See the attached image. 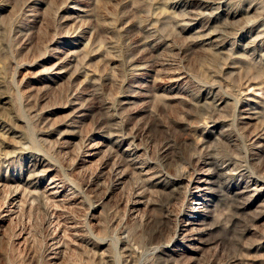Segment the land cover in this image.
Listing matches in <instances>:
<instances>
[{"label":"rangeland","instance_id":"rangeland-1","mask_svg":"<svg viewBox=\"0 0 264 264\" xmlns=\"http://www.w3.org/2000/svg\"><path fill=\"white\" fill-rule=\"evenodd\" d=\"M263 191L264 0H0V264H264Z\"/></svg>","mask_w":264,"mask_h":264},{"label":"bare ground","instance_id":"bare-ground-1","mask_svg":"<svg viewBox=\"0 0 264 264\" xmlns=\"http://www.w3.org/2000/svg\"><path fill=\"white\" fill-rule=\"evenodd\" d=\"M222 174L223 175H227V174H229V172H226L225 171V172L221 173V176H223ZM204 176H205L204 179L202 181H198V182H201L202 184H206V186H208V185H211V186H208V188H205V189H199L198 188L197 191L199 193L203 192L204 194H202V196L208 194V195H210V197H215V199L218 198L219 197V192H222V189H224V185H225L224 182L225 181L224 182L223 181L221 182L218 179H214V178H218V176H214L211 173L210 174H206V175L204 174ZM253 186L254 185H252V187H251L249 184H245V185H235L234 187H231V190L233 189V191H234L232 197H236V198L242 200L244 198L253 197L256 194H259V191H260L261 187H258V186L253 187ZM195 196L198 197V198H202L201 195H195ZM212 202H213V199L212 198L205 199V202H203V204L200 203V202H197V201L195 202L196 205L197 204H202V208L199 209V216H200L199 219L201 221H205L206 218L209 217V215H210V207L213 204ZM196 211L197 210L194 209L193 210V214L190 213V215L191 216H195L196 215Z\"/></svg>","mask_w":264,"mask_h":264}]
</instances>
